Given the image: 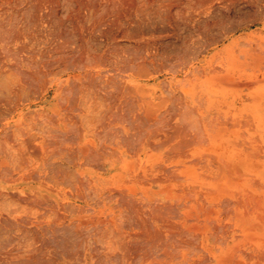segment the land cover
<instances>
[{
  "label": "bare ground",
  "instance_id": "6f19581e",
  "mask_svg": "<svg viewBox=\"0 0 264 264\" xmlns=\"http://www.w3.org/2000/svg\"><path fill=\"white\" fill-rule=\"evenodd\" d=\"M0 264H264V0H0Z\"/></svg>",
  "mask_w": 264,
  "mask_h": 264
}]
</instances>
